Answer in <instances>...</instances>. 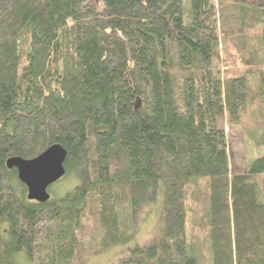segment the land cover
I'll return each mask as SVG.
<instances>
[{
    "label": "trees",
    "instance_id": "16d2710c",
    "mask_svg": "<svg viewBox=\"0 0 264 264\" xmlns=\"http://www.w3.org/2000/svg\"><path fill=\"white\" fill-rule=\"evenodd\" d=\"M226 125L262 149L243 172ZM54 143L76 183L29 200L5 161ZM116 245L114 264H264V0H0V264Z\"/></svg>",
    "mask_w": 264,
    "mask_h": 264
},
{
    "label": "rangeland",
    "instance_id": "374dc122",
    "mask_svg": "<svg viewBox=\"0 0 264 264\" xmlns=\"http://www.w3.org/2000/svg\"><path fill=\"white\" fill-rule=\"evenodd\" d=\"M217 4V0H214ZM98 5L97 2L94 3ZM233 50L229 49L228 52ZM236 67L240 68L239 63ZM228 141V155H229V172L239 173L243 172L248 164L257 156L262 153L261 148H257L253 141L249 139L248 135L242 131L239 126L226 125L225 127ZM76 179L73 175L62 177L59 180L49 185L47 189L51 195H61L65 191L70 190ZM159 213V205H148L143 208L141 213L138 215L135 224V235L131 241L126 245H133L135 243H145L152 235L157 222V216ZM124 245V246H126ZM123 245H116L106 252L98 255H94L88 258L85 264H114L118 257L123 253L125 247ZM23 256L22 253H20ZM20 256V257H21ZM18 257V260H20ZM24 257V256H23ZM24 262L19 264H28L27 260L23 258Z\"/></svg>",
    "mask_w": 264,
    "mask_h": 264
},
{
    "label": "water",
    "instance_id": "95a60500",
    "mask_svg": "<svg viewBox=\"0 0 264 264\" xmlns=\"http://www.w3.org/2000/svg\"><path fill=\"white\" fill-rule=\"evenodd\" d=\"M66 151L58 143L47 147L31 159L10 156L6 159L7 168H15L18 180L26 187V196L37 202L46 201L50 194V184L62 178L65 173Z\"/></svg>",
    "mask_w": 264,
    "mask_h": 264
},
{
    "label": "bare ground",
    "instance_id": "6f19581e",
    "mask_svg": "<svg viewBox=\"0 0 264 264\" xmlns=\"http://www.w3.org/2000/svg\"><path fill=\"white\" fill-rule=\"evenodd\" d=\"M30 200V199H29Z\"/></svg>",
    "mask_w": 264,
    "mask_h": 264
}]
</instances>
